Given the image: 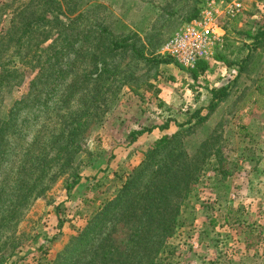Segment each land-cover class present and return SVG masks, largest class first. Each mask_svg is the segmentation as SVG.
Returning a JSON list of instances; mask_svg holds the SVG:
<instances>
[{
    "label": "rangeland",
    "instance_id": "obj_1",
    "mask_svg": "<svg viewBox=\"0 0 264 264\" xmlns=\"http://www.w3.org/2000/svg\"><path fill=\"white\" fill-rule=\"evenodd\" d=\"M203 2L0 0V61L16 71L0 86V264H264V0L223 19L229 94L213 111L168 108L180 68L152 62ZM127 36L141 56L107 59Z\"/></svg>",
    "mask_w": 264,
    "mask_h": 264
},
{
    "label": "built area",
    "instance_id": "obj_2",
    "mask_svg": "<svg viewBox=\"0 0 264 264\" xmlns=\"http://www.w3.org/2000/svg\"><path fill=\"white\" fill-rule=\"evenodd\" d=\"M241 10L240 0H204L197 15L184 22L163 45L161 54L186 71L195 69L200 62L212 61L224 42L220 21L237 16Z\"/></svg>",
    "mask_w": 264,
    "mask_h": 264
},
{
    "label": "trees",
    "instance_id": "obj_3",
    "mask_svg": "<svg viewBox=\"0 0 264 264\" xmlns=\"http://www.w3.org/2000/svg\"><path fill=\"white\" fill-rule=\"evenodd\" d=\"M198 13V10L195 12V14L193 16H191L190 18H188V20H191L192 18H194ZM187 20V21H188ZM28 32L26 26H24V28L22 29V31L20 32V34L22 36H25V34ZM250 36V35H249ZM21 38V37H20ZM251 38L253 39L254 44H258L260 41L264 40V29H257L255 35L251 36ZM131 40V36H127V37H123L122 39H114L109 38L107 41V48H105V54L107 56V59H111L113 57H115L116 55H118L120 52L126 51V50H131L132 53L138 55L139 57L141 56L140 53L137 50V46L134 40ZM102 45V44H101ZM98 45L94 48V53L92 54V58H93V71L92 74H94V79L99 80L101 79L102 74L108 73V70L106 69V60H105V55H103V51H102V46ZM217 55L218 53L221 52V50H217ZM165 56V55H163ZM162 57V56H161ZM163 59H155L154 63L157 64H173L172 60L165 56L162 57ZM219 59H222V57H218ZM200 71L203 73L205 70H207V65L205 63H203L200 67ZM16 74L15 69L9 68V63L8 62H4V61H0V86H2L6 81L12 79L14 77V75ZM209 93L211 95V100L208 106V111H213L215 109V107L217 106V104L219 102H221L222 100H224L228 94H229V89L228 86L224 85H220L218 88H212L209 90ZM197 114H199V111H194V113L191 115L192 117L197 116ZM203 120V117H200L199 121L196 122V124L200 123ZM167 125H165L163 128H166ZM149 131V130H146ZM77 129L74 128L72 129L69 133L68 136L69 138L66 140V145L62 148L59 149V152L62 150H65L66 147L70 144L73 143V139L72 137L76 134ZM145 131H140L137 134L141 135L143 134ZM165 139V138H164ZM163 139V140H164ZM163 141H158L155 145L154 148L147 154V158L150 159L152 155H154L155 153L158 152V148L161 146ZM148 167V165H145L144 168ZM137 178H134V176H132V178L128 179V182H126L122 188V193L120 192L112 201L108 202L107 204H105L103 211L101 212L102 218H104L105 216H107L113 209H115V207H117L122 201V197L124 196V194L126 192H128L130 190V184ZM24 186V183H22ZM125 192V193H123ZM127 194V193H126ZM141 197L144 198H148L147 193H145L144 195H141ZM93 222H90V224L88 225V227H86L83 231V233L81 235H83V237H87V234L89 233L90 229H91V225ZM83 237L78 238L79 241H81L83 239ZM97 253V252H96ZM100 253H98L99 255ZM104 253L102 254V256L99 257V261L101 260L102 257L107 256V254ZM63 257V255H62ZM59 262H56L55 264H58ZM69 263V262H67Z\"/></svg>",
    "mask_w": 264,
    "mask_h": 264
},
{
    "label": "crops",
    "instance_id": "obj_4",
    "mask_svg": "<svg viewBox=\"0 0 264 264\" xmlns=\"http://www.w3.org/2000/svg\"><path fill=\"white\" fill-rule=\"evenodd\" d=\"M220 24L224 29L223 19L220 21ZM230 53H232V52H230ZM218 54H222V52H220ZM217 57H219V56L217 55L215 58H213L212 61L205 63L207 65V70H205L203 73L200 71L199 67L204 62H200L197 65V67L191 71H185V70H180V69H178V71L176 70L175 74L177 76H179V78H180V81L178 83L180 87H179V89H176L175 92L165 91L161 87V90L163 91V94H164V97L161 99L162 102H165L164 104L166 106H168V108H170L171 106L167 105L168 101L169 100L172 101V97H175V100H176V98H178V99H180V102H181L180 105L182 106V110H185V111L191 110L189 107L196 108L197 106H204V104L201 103L202 100L207 99V98L209 100H211V95L206 90H203V87H206L209 89L217 88L221 84V82H223L224 78L228 77V72H229L228 70H229L230 66L222 68L223 62H221V59H219ZM170 65L175 67V65H173V64H170ZM214 70L216 71V73L213 76H211L210 73ZM215 75H217L216 78L218 77V79H216L214 77ZM209 78H211V79H209ZM204 80L211 81L212 84H206V83H204ZM190 92L195 93L196 97H194V99L188 103L184 99L186 98L187 94ZM166 94H167V96H166ZM177 94H179V95H177ZM181 98L183 99V101Z\"/></svg>",
    "mask_w": 264,
    "mask_h": 264
}]
</instances>
